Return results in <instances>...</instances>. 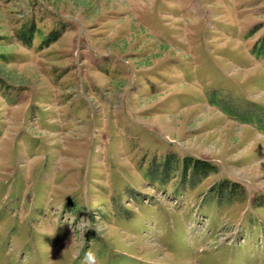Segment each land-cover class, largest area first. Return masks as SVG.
<instances>
[{
	"label": "rangeland",
	"instance_id": "374dc122",
	"mask_svg": "<svg viewBox=\"0 0 264 264\" xmlns=\"http://www.w3.org/2000/svg\"><path fill=\"white\" fill-rule=\"evenodd\" d=\"M0 264H264V0H0Z\"/></svg>",
	"mask_w": 264,
	"mask_h": 264
},
{
	"label": "trees",
	"instance_id": "16d2710c",
	"mask_svg": "<svg viewBox=\"0 0 264 264\" xmlns=\"http://www.w3.org/2000/svg\"><path fill=\"white\" fill-rule=\"evenodd\" d=\"M28 38H31V35ZM212 167L213 166H211V165H209L207 163L205 164V162H199V161L193 162V165L190 166L188 164V161L185 160V161H183L182 170H184L185 172H188L190 169H192L195 173H202V172H205V171H208V172L209 171H213ZM223 189H225V187H223Z\"/></svg>",
	"mask_w": 264,
	"mask_h": 264
},
{
	"label": "clouds",
	"instance_id": "9594fccd",
	"mask_svg": "<svg viewBox=\"0 0 264 264\" xmlns=\"http://www.w3.org/2000/svg\"><path fill=\"white\" fill-rule=\"evenodd\" d=\"M93 258H94V253H92L91 251L85 253L86 260H92Z\"/></svg>",
	"mask_w": 264,
	"mask_h": 264
}]
</instances>
